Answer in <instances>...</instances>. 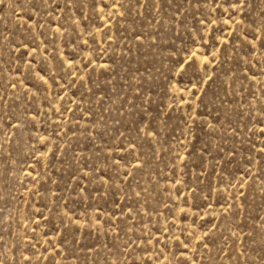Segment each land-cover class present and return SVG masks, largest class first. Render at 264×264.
I'll list each match as a JSON object with an SVG mask.
<instances>
[{
	"label": "rangeland",
	"instance_id": "1",
	"mask_svg": "<svg viewBox=\"0 0 264 264\" xmlns=\"http://www.w3.org/2000/svg\"><path fill=\"white\" fill-rule=\"evenodd\" d=\"M0 264H264V0H0Z\"/></svg>",
	"mask_w": 264,
	"mask_h": 264
}]
</instances>
